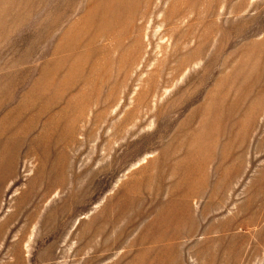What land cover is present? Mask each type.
Instances as JSON below:
<instances>
[{
    "label": "rangeland",
    "instance_id": "1",
    "mask_svg": "<svg viewBox=\"0 0 264 264\" xmlns=\"http://www.w3.org/2000/svg\"><path fill=\"white\" fill-rule=\"evenodd\" d=\"M0 264H264V0H0Z\"/></svg>",
    "mask_w": 264,
    "mask_h": 264
},
{
    "label": "bare ground",
    "instance_id": "2",
    "mask_svg": "<svg viewBox=\"0 0 264 264\" xmlns=\"http://www.w3.org/2000/svg\"><path fill=\"white\" fill-rule=\"evenodd\" d=\"M202 21V20H201ZM206 21V20H205ZM204 25V24H203ZM191 39V38H190ZM189 39V40H190ZM199 44L195 42V47L196 49H198V53L201 54L203 52H205V48L207 47L208 43V33H207V26L206 24L204 25V27L202 28V34L199 37ZM189 44V43H188ZM211 45V44H210ZM186 48V47H185ZM194 49V50H196ZM207 50V49H206ZM197 52V51H196ZM203 60V59H202ZM184 64V63H183ZM159 74V73H158ZM160 77V76H159ZM216 123V122H215ZM143 159V158H142ZM139 162V161H138ZM148 189V188H147ZM118 216V215H117ZM109 238V237H108Z\"/></svg>",
    "mask_w": 264,
    "mask_h": 264
}]
</instances>
